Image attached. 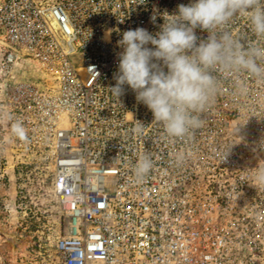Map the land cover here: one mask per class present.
I'll use <instances>...</instances> for the list:
<instances>
[{
  "label": "built area",
  "instance_id": "2783aa9c",
  "mask_svg": "<svg viewBox=\"0 0 264 264\" xmlns=\"http://www.w3.org/2000/svg\"><path fill=\"white\" fill-rule=\"evenodd\" d=\"M190 2L0 0V138L19 153L13 167L26 156L47 167L65 221L56 264H264V185L254 180L264 81L215 72L219 93L183 139L167 137L131 90L120 100L109 90L121 33H155V11ZM225 27L246 48L264 45L242 16ZM17 121L24 140L11 132ZM145 154L153 167L137 181Z\"/></svg>",
  "mask_w": 264,
  "mask_h": 264
},
{
  "label": "clouds",
  "instance_id": "9594fccd",
  "mask_svg": "<svg viewBox=\"0 0 264 264\" xmlns=\"http://www.w3.org/2000/svg\"><path fill=\"white\" fill-rule=\"evenodd\" d=\"M146 2L135 0V5ZM237 15L247 19L256 37L264 38V0H191L171 13L155 11L153 23L157 17L163 20L155 33L143 27L123 31L117 41L122 51L117 54L111 94L120 100L131 90L167 137L185 138L202 127V113L219 93L215 72L245 73L264 81V45L246 48L225 27ZM197 29L207 32L206 39L198 37ZM236 92L247 94L243 81ZM144 126L139 122L134 130L142 134ZM11 132L27 138L19 121L11 125ZM152 167L150 155L141 156L133 167L137 181ZM254 180L264 185V164L255 169Z\"/></svg>",
  "mask_w": 264,
  "mask_h": 264
},
{
  "label": "rangeland",
  "instance_id": "374dc122",
  "mask_svg": "<svg viewBox=\"0 0 264 264\" xmlns=\"http://www.w3.org/2000/svg\"><path fill=\"white\" fill-rule=\"evenodd\" d=\"M1 140L0 264H56L54 245L65 221L52 196L47 167L31 156L22 158L28 164L13 167L19 153Z\"/></svg>",
  "mask_w": 264,
  "mask_h": 264
}]
</instances>
